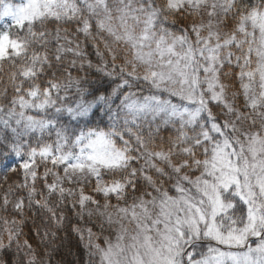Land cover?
<instances>
[{
	"label": "snow or ice",
	"instance_id": "1",
	"mask_svg": "<svg viewBox=\"0 0 264 264\" xmlns=\"http://www.w3.org/2000/svg\"><path fill=\"white\" fill-rule=\"evenodd\" d=\"M68 245L264 264V0H0V264Z\"/></svg>",
	"mask_w": 264,
	"mask_h": 264
},
{
	"label": "clouds",
	"instance_id": "2",
	"mask_svg": "<svg viewBox=\"0 0 264 264\" xmlns=\"http://www.w3.org/2000/svg\"><path fill=\"white\" fill-rule=\"evenodd\" d=\"M57 243H59V241ZM68 247H71V245L58 249L53 255L51 264H74L73 261L74 255L68 252ZM24 251L27 250L25 249ZM37 264H48V261L47 260L37 261Z\"/></svg>",
	"mask_w": 264,
	"mask_h": 264
},
{
	"label": "trees",
	"instance_id": "3",
	"mask_svg": "<svg viewBox=\"0 0 264 264\" xmlns=\"http://www.w3.org/2000/svg\"><path fill=\"white\" fill-rule=\"evenodd\" d=\"M15 2H18V0H15ZM75 260V256L73 257V261Z\"/></svg>",
	"mask_w": 264,
	"mask_h": 264
},
{
	"label": "rangeland",
	"instance_id": "4",
	"mask_svg": "<svg viewBox=\"0 0 264 264\" xmlns=\"http://www.w3.org/2000/svg\"><path fill=\"white\" fill-rule=\"evenodd\" d=\"M18 2H20V0H18ZM18 2H17V3H18Z\"/></svg>",
	"mask_w": 264,
	"mask_h": 264
}]
</instances>
